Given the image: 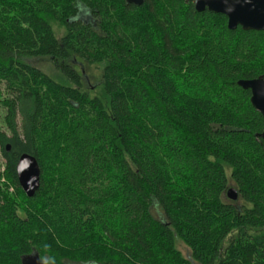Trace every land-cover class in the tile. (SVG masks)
<instances>
[{
  "label": "trees",
  "instance_id": "trees-1",
  "mask_svg": "<svg viewBox=\"0 0 264 264\" xmlns=\"http://www.w3.org/2000/svg\"><path fill=\"white\" fill-rule=\"evenodd\" d=\"M262 76L264 32L186 0H0V264H264Z\"/></svg>",
  "mask_w": 264,
  "mask_h": 264
},
{
  "label": "water",
  "instance_id": "water-1",
  "mask_svg": "<svg viewBox=\"0 0 264 264\" xmlns=\"http://www.w3.org/2000/svg\"><path fill=\"white\" fill-rule=\"evenodd\" d=\"M128 4L140 7L144 0H126ZM195 5L197 12L209 11L223 15L228 20V29L236 30L241 27L244 31L264 32V0H186ZM251 92V104L264 117V76L254 80L238 83ZM264 139V132L260 135ZM10 145L6 151L9 152ZM17 176L20 186L27 197L35 195L40 187L41 171L37 160L28 154L22 155L17 164ZM230 201H237L238 192L230 189L227 192ZM23 264H41L34 256L23 259Z\"/></svg>",
  "mask_w": 264,
  "mask_h": 264
},
{
  "label": "rangeland",
  "instance_id": "rangeland-1",
  "mask_svg": "<svg viewBox=\"0 0 264 264\" xmlns=\"http://www.w3.org/2000/svg\"><path fill=\"white\" fill-rule=\"evenodd\" d=\"M54 28L58 38H60L65 33V30L63 28H59L58 26H55ZM31 64L36 68L40 69L45 74L56 75L54 65L49 59L32 60ZM82 68L84 69L83 71L85 72V80H84L85 89L92 90L94 87L98 86L101 81V70L98 69L97 67H89L88 65H86V67L82 66ZM0 130L7 136H10V133L8 132L4 124V112L1 108H0ZM4 164H5V159L2 152V146L0 145V167L2 168ZM152 213L157 219L160 220L164 219L163 212L159 207H154ZM176 247L182 253L183 256L185 257L190 256L189 249L181 241L179 240L177 241Z\"/></svg>",
  "mask_w": 264,
  "mask_h": 264
}]
</instances>
